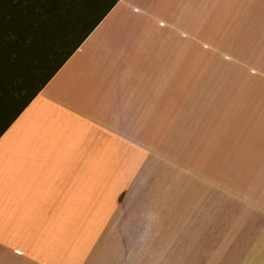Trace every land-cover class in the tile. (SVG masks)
I'll return each instance as SVG.
<instances>
[{"label":"crops","instance_id":"crops-1","mask_svg":"<svg viewBox=\"0 0 264 264\" xmlns=\"http://www.w3.org/2000/svg\"><path fill=\"white\" fill-rule=\"evenodd\" d=\"M191 37L194 51L236 53L264 71V0H115L0 137V264L123 263L109 251L142 241L120 232L152 212L140 178L158 172L153 150L184 100ZM111 226L117 235H105ZM251 254L246 264H264V247Z\"/></svg>","mask_w":264,"mask_h":264},{"label":"rangeland","instance_id":"rangeland-1","mask_svg":"<svg viewBox=\"0 0 264 264\" xmlns=\"http://www.w3.org/2000/svg\"><path fill=\"white\" fill-rule=\"evenodd\" d=\"M24 1L27 0H13L11 4ZM107 6L94 17H99ZM9 8L5 10L11 12ZM55 9L52 12L63 19L64 7ZM0 13L5 14L4 9ZM79 18L73 16L68 24L60 25L58 31L66 42L63 51L58 42L59 56L47 61L46 52L30 53L28 58L19 54L16 62L9 65L6 94L0 85V111L15 105H10L15 101L10 95L19 96L21 86L35 72L36 78L46 77L94 22L87 19L84 25ZM5 30V26L0 27V32ZM197 43V37L190 38V64L183 69L184 100H175L173 126L167 133L159 132L153 150L158 172L140 178L142 205L150 206L152 212L145 215L143 209L135 221L140 228L134 232H127L130 229L120 232L126 239L133 234L132 239L140 237L142 241L134 238L116 243L110 255L114 259L124 256L125 261H111V264H246L253 256L251 253H259L254 255L261 257L264 71L261 67L247 66L252 61L239 60L236 53L194 51ZM180 74L181 69L175 68V78ZM197 154L199 159H195ZM165 159H170L168 170ZM49 161H45L46 170ZM63 162L65 172H70L72 161L66 164L63 159ZM92 166L93 172L107 177V163L94 161ZM86 167H90L89 161L82 172ZM116 228L109 227L105 235L113 234ZM150 240L153 242L149 243ZM253 260L250 262L260 264V260Z\"/></svg>","mask_w":264,"mask_h":264},{"label":"trees","instance_id":"trees-1","mask_svg":"<svg viewBox=\"0 0 264 264\" xmlns=\"http://www.w3.org/2000/svg\"><path fill=\"white\" fill-rule=\"evenodd\" d=\"M28 1L29 0L11 4L13 0H0V9H4L5 13H0V27H6L5 31L0 32V85L4 88L3 91L5 94L8 92L9 88L7 68L16 62L15 60L19 54L28 58L31 56L30 53L37 54L46 52L45 56L48 55V61V58L59 56L65 47L66 38L60 35L58 31V29L61 30L60 25L63 22L65 26L68 24V20L73 19V16L77 19L80 17L79 19L83 20L84 25V21L87 19H94V22L86 29L80 36V39L60 59V62L54 66L46 77L42 79L36 78L37 72H35L34 77L30 78L29 81H25L21 86L19 96L16 97L14 93L10 95L11 99L15 98V101H12L10 105L15 104L16 106H8L5 111H0V137L79 48L115 3V0H113L111 5L105 8L99 17L95 18L94 16L99 12V9H103L107 0ZM59 2L61 4L58 6L64 7L62 12L64 16L63 19H59V16L52 12V9L58 7L57 4ZM9 6L11 12H9L8 9L5 10ZM26 12L28 13L26 14ZM6 14L10 15L9 18ZM59 41L61 42L60 44H62L61 51L58 48ZM2 103L3 101H1V104ZM18 103H21V106L17 107Z\"/></svg>","mask_w":264,"mask_h":264}]
</instances>
